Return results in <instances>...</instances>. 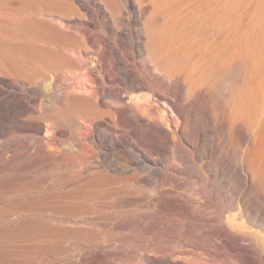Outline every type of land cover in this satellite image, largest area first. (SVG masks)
Listing matches in <instances>:
<instances>
[{
  "label": "bare ground",
  "instance_id": "6f19581e",
  "mask_svg": "<svg viewBox=\"0 0 264 264\" xmlns=\"http://www.w3.org/2000/svg\"><path fill=\"white\" fill-rule=\"evenodd\" d=\"M1 86L0 161L67 128L90 165L0 210V264H264V0H0Z\"/></svg>",
  "mask_w": 264,
  "mask_h": 264
},
{
  "label": "rangeland",
  "instance_id": "374dc122",
  "mask_svg": "<svg viewBox=\"0 0 264 264\" xmlns=\"http://www.w3.org/2000/svg\"><path fill=\"white\" fill-rule=\"evenodd\" d=\"M65 73L68 77H71V73L68 70H65ZM113 87V88H112ZM2 86L0 87L1 90ZM106 89L111 88L114 89L116 86L113 84H109L105 87ZM61 89L60 94L63 92ZM62 91V92H61ZM3 95H0V103L4 101ZM44 101L48 99L46 97H42ZM67 130V132L65 130ZM63 131L68 134V137L62 138L61 143L59 144H52L50 148L56 152L55 157H38L33 156L32 153L36 152L37 145L35 142L31 140L30 143V150L31 155L26 154V150L24 148H28L29 145L24 143V138L26 136V129H21L20 132L17 134V137H13L12 140L16 142H11L9 145V153L0 161V210L7 209L11 211V209H15L20 204H30L32 205L34 202L32 200L24 199L20 200V196L24 192H28V190H47L53 191L56 193H63L70 191L73 186H76L77 183H81L79 181H83L86 179L88 175V166L90 165V159L88 160V151L90 150L86 147L83 150V154H79V148L76 145L75 141L71 140L73 138L72 132L67 128H64ZM25 131V132H24ZM46 133H43L45 135ZM67 139V140H66ZM68 142V143H66ZM28 143V144H29ZM17 145V146H16ZM34 145V146H33ZM49 145V143H47ZM55 145V146H54ZM12 146H16L15 148ZM52 146V147H51ZM56 147V148H55ZM69 147V148H68ZM75 149V151H74ZM77 149V150H76ZM20 150V151H19ZM22 150V151H21ZM35 151V152H34ZM88 153H87V152ZM14 152V153H13ZM16 152V153H15ZM75 154H74V153ZM88 154V155H87ZM87 155V156H86ZM33 156V157H32ZM74 156V157H73ZM79 159H77L78 157ZM84 156V157H83ZM111 156V157H110ZM109 162H112L116 166L120 167L124 171H128L127 164L124 162L122 158L116 155H110ZM5 159V160H4ZM27 159V160H26ZM70 159V160H69ZM72 160V162H71ZM80 162H79V161ZM7 161V162H6ZM87 161V162H86ZM66 162V163H65ZM68 162V163H67ZM76 162V163H75ZM62 163V164H61ZM73 163V164H72ZM81 163V164H80ZM122 167V168H121ZM80 168V169H79ZM76 170V172H75ZM79 170V171H78ZM134 173V172H133ZM121 173L123 180L121 181L122 184L127 185L133 191H138L141 186H145V189L151 190L152 185L146 184L144 185L141 182V179L145 176V173ZM75 175V176H74ZM86 176V177H85ZM115 176V175H113ZM51 177V178H50ZM126 181H125V180ZM40 180V182H39ZM50 180V181H49ZM53 183V184H52ZM35 188V189H34ZM136 188V189H135ZM139 188V189H138ZM167 188H172L171 186H167ZM186 187L180 189L182 192H186L189 195H193L192 189ZM187 190V191H186ZM180 191V192H181ZM106 198L102 199L98 205L103 209V211L107 213H114V212H121L122 214L117 215L118 218L126 217V212L134 211L138 206H123L125 205L124 202L119 201V198L114 196L104 195ZM109 196V197H107ZM195 197V196H194ZM18 199V200H17ZM24 201V202H22ZM61 201H56V206H59ZM107 203V204H106ZM120 205H119V204ZM123 204V205H122ZM55 205V204H54ZM118 205V206H117ZM117 206V207H116ZM46 208V207H44ZM152 208V209H151ZM43 209V208H40ZM60 213H65L58 215L59 219H63L67 217L68 214H71L73 209H61ZM142 212L144 210L153 211L155 210V206L142 207L139 208ZM86 210H80L79 216L75 218H68L69 220H80L82 218H86L87 216ZM75 215V212H73ZM17 218L15 213L9 214L7 219L2 220L3 224H12V222ZM141 242L144 244H152L154 241H149L145 239H141ZM188 249V247H186ZM190 249V247H189ZM0 250L4 252H9L10 247H8L4 242H1Z\"/></svg>",
  "mask_w": 264,
  "mask_h": 264
}]
</instances>
